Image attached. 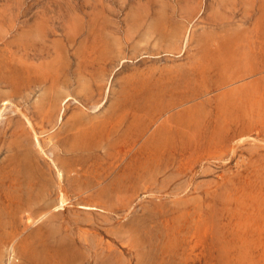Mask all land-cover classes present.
Segmentation results:
<instances>
[{"label": "rangeland", "instance_id": "1", "mask_svg": "<svg viewBox=\"0 0 264 264\" xmlns=\"http://www.w3.org/2000/svg\"><path fill=\"white\" fill-rule=\"evenodd\" d=\"M263 45L264 0H0V264H264Z\"/></svg>", "mask_w": 264, "mask_h": 264}, {"label": "bare ground", "instance_id": "2", "mask_svg": "<svg viewBox=\"0 0 264 264\" xmlns=\"http://www.w3.org/2000/svg\"><path fill=\"white\" fill-rule=\"evenodd\" d=\"M264 46V45H263ZM8 84V83H7ZM240 109V108H239ZM26 120H27V124H28V126L30 127V128H32V124H31V122H30V120L26 117ZM135 127V126H134ZM130 128H131V126H130ZM137 129V128H136ZM114 130V129H113ZM133 131V130H132ZM158 131V130H157ZM127 132H130L129 130L127 131ZM163 132V131H162ZM103 133H104V131H102V132H100V135L102 134L103 135ZM135 133V132H134ZM138 134V133H137ZM101 135V136H102ZM159 135V134H158ZM164 139V138H163ZM155 140H157V139H155ZM154 141V140H153ZM170 141V140H169ZM116 142H117V140H116ZM166 142V141H165ZM114 143H115V141H114ZM112 144V143H109L108 144V148L109 149H112V148H114V146L115 145H117V144ZM152 143H155V142H152ZM147 144V143H146ZM145 144V145H146ZM151 144V143H150ZM132 145V144H131ZM130 145V146H131ZM147 146V145H146ZM151 146V145H150ZM153 146H155V145H153ZM116 147V146H115ZM121 145L120 144H118L117 145V147H116V156H118V155H120L121 153H122V155H125V154H123V151L124 150H122L121 148ZM148 147V146H147ZM156 147H158V148H160V149H166L165 147H163L160 143H157L156 144ZM171 147V146H170ZM143 148H145V146L143 147ZM142 148V149H143ZM149 148V147H148ZM147 150V149H146ZM145 151V150H144ZM148 158H147V160L149 161L150 159L152 160V159H156V155H154V153L156 154V152L158 151L156 148L154 149H148ZM29 154V152H27V155ZM154 155V156H153ZM27 158V157H26ZM26 158H24V160L26 159ZM31 158V157H30ZM21 159V158H20ZM154 159V160H155ZM28 162V161H27ZM30 162H31V160H30ZM30 162H28V163H30ZM152 162V161H151ZM23 163H21V165H22ZM114 164V163H113ZM143 164V163H142ZM141 164V165H142ZM30 165V164H29ZM33 166V165H32ZM22 167H23V165H22ZM31 167V166H30ZM114 167V166H113ZM24 168V167H23ZM32 168V167H31ZM152 168V167H151ZM114 169H115V167H114ZM27 170V169H26ZM32 170V169H31ZM33 170H34V168H33ZM37 170V169H36ZM152 170V169H151ZM21 171H23V170H21ZM28 171H30V170H28ZM37 172V171H36ZM25 174V173H24ZM33 175V174H32ZM31 175V176H32ZM35 175V174H34ZM28 176H29V172H28ZM59 176H60V174H59ZM32 177H34V176H32ZM31 177V179H33ZM36 177V176H35ZM30 178V177H29ZM113 185V184H112ZM115 188V189H119V188H121V183H114V185L111 187L110 186V188L112 189V188ZM107 192V190H104V189H101V191H99V194L101 195V196H104L103 194H105ZM61 201H60V205H64L65 203H66V199L64 198V196H62V198L60 199ZM26 249V248H25ZM25 251V250H24ZM24 253H26V252H24ZM64 253V252H63ZM26 254H28L27 256H26V260H27V263L26 264H40L39 262H41V258H40V254L39 253H35V252H28V253H26ZM66 254V253H65ZM68 255H70V254H68ZM23 256V255H22ZM66 257H68L67 255H65ZM42 257V256H41ZM60 257V256H59ZM43 258H45L44 256H43ZM69 258H70V256H69ZM72 258H74V257H72ZM72 258H70L71 260H73ZM25 259V258H24ZM46 259V258H45ZM25 260V261H26ZM43 261V260H42ZM47 262H48V260H47ZM64 262H66V264H70V262H72V261H70L68 258H65V261Z\"/></svg>", "mask_w": 264, "mask_h": 264}]
</instances>
